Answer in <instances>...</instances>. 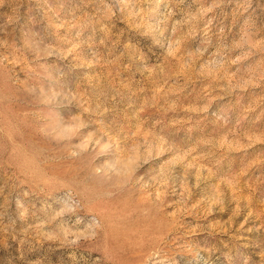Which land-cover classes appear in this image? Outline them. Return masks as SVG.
Listing matches in <instances>:
<instances>
[{
    "label": "rangeland",
    "instance_id": "obj_1",
    "mask_svg": "<svg viewBox=\"0 0 264 264\" xmlns=\"http://www.w3.org/2000/svg\"><path fill=\"white\" fill-rule=\"evenodd\" d=\"M0 264H264V0H0Z\"/></svg>",
    "mask_w": 264,
    "mask_h": 264
}]
</instances>
